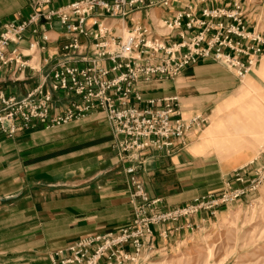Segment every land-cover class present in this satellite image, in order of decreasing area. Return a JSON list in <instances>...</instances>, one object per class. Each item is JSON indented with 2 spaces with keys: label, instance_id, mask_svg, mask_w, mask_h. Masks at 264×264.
Here are the masks:
<instances>
[{
  "label": "rangeland",
  "instance_id": "374dc122",
  "mask_svg": "<svg viewBox=\"0 0 264 264\" xmlns=\"http://www.w3.org/2000/svg\"><path fill=\"white\" fill-rule=\"evenodd\" d=\"M81 1L84 0H68L59 2L58 5L54 6L52 5L53 0L42 4L39 3V0H30L31 11L25 18L5 20L1 24L0 34L7 24H13L16 29L19 27L22 29L19 31L18 40L7 42L6 53L10 59L6 62L0 60V70L4 67L8 69L11 67V71L16 70L20 73L25 68H28L31 71V75L34 78L37 77V81L36 84L27 88L22 94L7 95L0 90V96H3L4 99L8 100L9 97L13 99L6 106L15 114L12 119L13 124H15V130L11 131V134L5 133L1 130L2 126L6 130V126L0 123V131L11 136L18 130L33 128L41 124V122L46 123L47 127H55L92 113L101 114V116L105 117L111 128V146L116 157L120 162H128L124 166L123 172L128 181L131 199L132 194L135 192L134 186L130 182L131 176L134 177L146 192L142 182L138 179L137 171L145 167L144 165L148 162L147 155L150 154L149 152L155 150L172 153L175 147L182 148L185 146V138L188 134L199 138V135L204 133L205 138L208 139L209 136L214 140L213 145H208L209 153L219 156L224 162L238 164L239 166L231 170L223 178V182L219 187L195 196L190 201L181 205L164 204L161 197H150L146 192V195L150 199H159L158 205L164 211L189 205L196 198L202 196H214L211 197L212 199L208 203L211 207L209 208L210 210H199L187 218H179L176 222H161L151 225L153 246L142 250L140 253L142 259L139 264H264V176L259 180L260 176L264 173V151L261 152L264 146V41L261 39L254 41V34L257 32L258 26L256 18L252 20L248 15L254 10L247 11L245 5L239 1H233L230 5L209 6L210 9L219 8L228 14L235 12L236 18H222L220 21L224 26L221 29L209 26L205 30L207 26H204L194 27L189 30L186 37H193L189 44L194 42L197 50L195 59L184 64L180 72L173 77V65L181 64L186 54L184 51H178L173 59V41H181V37L177 31L174 33L173 31L169 32L165 27H160L156 30L154 23L138 24L131 17L132 13L141 10L148 12L156 6L170 9L172 0H169L167 4L157 3L156 1L158 0H142V2L136 3V7L130 8L127 6L125 9L123 8L124 11L126 10L124 15L102 17L97 16L96 10L93 11L95 15H91L87 19L86 26L88 27V31L97 32V23L100 22L102 26L108 28V31L103 36H98L97 39L83 33L78 34L76 40H78V45H81L78 52V49L72 47L74 36L76 35L67 29L71 19L69 17L66 18L67 26H65L59 22L57 15L67 14L70 16L72 12L70 4ZM105 1H108L109 4L115 2V0ZM126 1L128 2L129 0ZM192 3L195 4L196 8L195 17L203 18L200 9L205 6L199 7L196 3ZM67 5L70 7L69 10L64 8ZM186 8L187 4H184L183 7L178 8L175 12ZM32 17H37L38 19L32 21ZM94 20L96 23H93ZM115 20L122 21L117 23L119 30H121L120 32L113 29L116 24L110 26L108 23V21ZM124 20L130 22L128 26L123 22ZM55 21L62 25L64 37V41L57 52L48 53L45 57H39L37 54H32L31 52L24 55L14 47H17L18 42L24 39L23 34L25 31H30V33L35 35V33L38 34L42 27H46L47 25L50 27ZM204 21L208 25L217 23L215 18H206ZM232 24L244 36L229 34L231 42L226 45H220L219 41L228 34V29ZM134 26H140L144 31L139 40L132 37L131 40L133 42L128 49L126 48L127 40L125 41L126 38L124 36L126 35L123 33V29L131 31ZM219 32L220 38L217 40L216 37ZM202 33H204V37L198 40V37ZM151 36L157 39L153 40V42H159L163 45L158 50L151 49L152 47L147 45V40L151 39ZM42 39L47 41L48 37L43 34ZM32 44L35 47L37 45L36 42ZM185 48L187 46L183 47L182 50H185ZM209 48H211L210 52H208ZM29 49H31L30 46ZM255 49L259 51L255 52ZM205 50L208 52L207 54H203ZM217 53L229 59H236V62L239 65L242 64L243 67L250 66L251 68L248 69L244 76H240L241 78L233 73L238 79V85H241V87L232 91V96L227 100V105L222 109L220 114L222 117L232 115L234 118L231 121V125L220 126L219 130L222 136L215 139L208 134L209 127L214 123V119L209 112L203 113L197 111L191 116L184 117L179 106V98L176 94L144 97L146 90L143 85L157 81H172L185 68L197 65L203 61L208 63L214 62L226 69H232L226 64L224 65L219 59L221 57L217 56ZM66 66L75 67L76 69L94 68L93 72L89 75L90 80H105L111 83V85L103 88L102 84L96 83L93 86L84 87L78 92L77 88L72 85L63 87L60 82H55L54 74ZM151 66H165L164 72L149 75L150 73H147L146 70ZM103 69L106 71H103ZM122 74H126V78L128 79L115 84L114 82ZM252 74L253 77L251 76ZM44 78L46 80L43 83ZM40 84L42 85L41 88L39 87ZM87 92L90 93L89 96H87ZM30 94L33 97L26 99ZM46 95H48V99L46 100L48 101V117L46 119L32 117L29 112L33 110L39 112L41 110V103L38 100H43V98H46ZM173 97H176L174 105ZM87 98L89 99L87 100ZM105 98L108 101H105ZM23 101H27L32 106L28 108V106L23 105ZM125 109H134L139 112L152 109L158 113L169 111L167 121L170 131H173V123L176 120L189 124V126L183 130L181 137L173 136V134H170L168 137L158 135L155 138L158 140L155 144H151L148 141L147 145L143 147H133L127 154L124 152L119 155L118 148L116 147L117 136L114 129L118 125L114 122H119V125L121 123L120 121H113V115L109 112H120ZM19 111L21 113L24 112L25 115L31 118L28 121H24ZM78 112L83 115H78ZM69 114L73 117L71 116L72 118H68L66 121L57 123L52 120L54 117ZM162 120V118L157 119V127L164 129L167 126L163 124ZM234 127H236L235 130ZM214 128L216 127L209 130L214 131ZM226 132H229V135H226ZM231 133L236 135H231ZM224 141H228V143L222 145L225 148L220 153L216 150L215 145H218V143L222 144ZM162 142H169L170 144L164 145ZM232 145H235V147H231ZM128 167H134V172L126 171ZM238 191H242V193L231 200L221 201L223 194L230 196L232 193ZM132 202L134 207L128 222L107 232H114L121 226L125 227L129 225L136 206L140 204L139 200L132 199ZM187 220L191 228L186 227ZM159 226H164V228L157 229ZM185 229L188 230L187 236L181 235L176 238L177 241L182 240L179 242V245H176L174 248H168L163 254L158 252L160 248L157 246L155 240L157 235L167 238L171 234V231L181 232ZM82 237L85 236L79 238ZM73 242L59 249H63ZM124 249L129 253V247H124ZM57 250L50 254L51 264H53L51 257ZM144 260L147 262H144Z\"/></svg>",
  "mask_w": 264,
  "mask_h": 264
},
{
  "label": "crops",
  "instance_id": "0c3cea01",
  "mask_svg": "<svg viewBox=\"0 0 264 264\" xmlns=\"http://www.w3.org/2000/svg\"><path fill=\"white\" fill-rule=\"evenodd\" d=\"M63 1L68 0H53L52 5ZM233 1L241 2L247 11L254 10L248 15L264 29V0H202L197 5H230ZM29 2L0 0V29L5 20L25 18L31 11ZM189 2L172 0L170 9L156 6L131 17L138 24H156ZM119 22L108 21L120 32ZM123 22L127 26L130 23ZM43 34L47 41L42 39ZM23 36L14 47L24 55L31 52L39 57L57 52L64 41L62 25L56 21L42 27L38 34L25 31ZM34 42L36 47L29 49ZM10 71L11 67L0 70V90L5 94H22L36 84L37 77L28 68L20 73ZM233 73L214 62H199L172 81L143 85L144 97L176 94L184 117L197 111L209 112L214 119L209 129L216 128L208 129V134L217 139L222 136L220 126L231 125L234 118L220 114L232 91L241 87ZM111 135L110 126L99 113L55 127L41 122L11 136L0 131V264H51L50 254L55 250L81 236L104 233L128 222L134 207L123 172L128 162L116 157ZM213 141L204 133L199 138L188 134L185 146L175 147L172 153L149 152L145 167L137 171L148 195L161 197L167 205H181L219 187L239 165L209 153L208 145ZM226 143L215 145L216 150L224 151L222 145ZM187 233L185 229L171 231L167 238L157 235L158 252L176 247L182 241L176 238Z\"/></svg>",
  "mask_w": 264,
  "mask_h": 264
},
{
  "label": "built area",
  "instance_id": "2783aa9c",
  "mask_svg": "<svg viewBox=\"0 0 264 264\" xmlns=\"http://www.w3.org/2000/svg\"><path fill=\"white\" fill-rule=\"evenodd\" d=\"M169 0H158L157 3L167 4ZM49 0H39V3H47ZM142 0H115L113 4H109L108 1L105 0H84L81 2H74L71 5L72 12L70 16L67 14H60L57 15L59 17V22L65 26H67L66 18H70L71 22L68 23L67 29L69 32H72L74 35V40L72 43V47L78 49L80 51L81 45H78V40L76 37L78 34H86L94 39H97L98 36H103L107 31L108 28L102 26L101 22L98 24L97 32L88 31L87 19L93 14V11H97V16H116V15H124L126 10L124 11L123 8L129 6L136 7V3H140ZM38 3V4H39ZM155 4V2H154ZM66 10H69L70 7L67 5L64 7ZM61 10V9H60ZM195 4L192 2L187 4V8L183 10H179L175 12V15L170 16L168 19H161L163 23L161 25H154L155 29L158 30L160 27H165L168 29L169 32H176L181 37L180 42L173 41V59L175 58L176 53L183 52L185 54V58L181 64L173 65V77L177 75L184 64L189 63L195 59V55L197 50L195 48L194 42L189 44V42L193 39L190 37H186V34L189 30L193 29L194 27H205V30L208 29L209 26H213L215 28L221 29L224 24L220 21L222 18H236L235 12L230 14L225 13L222 9H210L209 7H203L200 9V13L203 18H196L195 17ZM206 18H215L217 23L208 25L205 23L204 19ZM37 17H32V21H36ZM219 20V21H218ZM93 23H96L94 20ZM158 26V27H157ZM234 25L229 27L228 34L219 41L220 45H226L231 42L229 38V34H235L238 36H244L242 32H239L235 29ZM22 28L19 27L16 29L13 24H7L4 26L3 32L0 34V60L3 62L8 61V55L6 53V47L8 41H14L19 39V31ZM143 29L140 26H134L131 31H127L126 36H124L127 40L126 48H130L132 44V37L135 39L142 36ZM257 32L254 34V41L261 39L264 41V31L256 30ZM204 37V33H202L198 40H201ZM220 32L217 35L216 39L219 40ZM153 40H157L152 38L147 40V45L152 47L151 49L158 50L161 46V43L153 42ZM34 44H30V48H32ZM187 46L185 50H182L183 47ZM189 49V50H188ZM211 48L208 49L210 52ZM216 50V49H214ZM217 51H219L217 49ZM259 51L255 49V52ZM123 52V50H122ZM189 52V53H188ZM206 50L203 54L208 53ZM245 53V51H243ZM218 57L224 65L226 64L228 67L232 69L239 70L240 73L245 74L248 69L251 67H243L242 64H238L236 59H229L228 57H223L220 53H217ZM165 66H151L147 68L146 72L152 75L154 73H161L164 72ZM94 68H75V67H64L63 69L58 70L54 74L55 82H60L63 87L67 85H72L77 88V92L81 91L82 88L93 86L96 83L102 84V87L111 85V83L106 82L105 80H90L89 75L93 72ZM103 71H106L103 69ZM160 71V72H159ZM126 74H122V76L117 79L114 83H121L126 81ZM46 79H43V83ZM41 83V84H43ZM40 84V88L41 85ZM79 88V90H78ZM41 92V90H40ZM42 93V92H41ZM87 96L90 95L89 92L86 93ZM33 96L30 94L26 99H31ZM43 98V100H38L41 103L40 111H32L29 112L32 117H38L39 119H46L48 117V105L46 101L48 98ZM35 98V96H34ZM89 98H87L88 100ZM176 97H173V105ZM13 99L9 97L8 100L4 99L3 96H0V123L6 126V130L2 126V130L5 133L11 134V131L15 130V124H13L12 119L15 115L14 112H11L9 108L6 106L8 103H11ZM34 101V100H33ZM105 101H108L105 98ZM23 105L31 107L32 105L29 104L27 101H23ZM174 108V107H173ZM20 112V111H19ZM81 112V111H80ZM78 112V115H83ZM21 113V112H20ZM113 115V121H120L114 122L116 125L115 133H116V147L118 148V154L121 155L122 153H128L130 149L133 147L140 148L147 145L148 141L151 144H155L158 141L156 136H164L168 137L170 134L173 136H182L183 130L187 129L189 124H186L180 120H176L173 123V131H170L168 127L167 115L168 112L158 113L152 109L149 111L139 112L134 109H125L120 112H109ZM24 121H28L31 117L25 115L24 112L21 113ZM62 116V117H61ZM54 117L52 120L55 122L66 121L68 118H72L71 114L69 115H61ZM72 116V117H71ZM162 118L163 124H165L166 128L157 127V119ZM197 118V116H195ZM1 124V125H2ZM176 124V125H174ZM120 126V127H119ZM152 139V140H151ZM155 139V140H154ZM163 139V138H162ZM164 145H169V142H162ZM264 149L261 151L263 152ZM128 157V156H126ZM128 172H134V167H128L126 169ZM264 176V173L260 176L259 180H261ZM130 182L134 186V193L132 194L133 200H139L140 204L136 206L135 212L133 214L132 219L129 222L128 226L120 227L114 232H107L104 234H94L88 235L82 238H79L77 241L73 242L72 244L66 246L63 249H59L55 252V254L51 257L53 264H139L142 259V255L140 254L143 249L147 247L153 246L152 245V231L151 225L158 224L161 222H173L177 221L179 218H187L191 216V214L196 213L199 210H210V205H208L209 200L212 199L214 195L202 196L200 198H196L194 202L189 205L183 206L181 208H174L173 210L164 211L158 205L159 199H150L146 192L143 190L141 185L131 176ZM242 191L234 192L230 196L228 194H223L221 201L232 199L237 195L241 194ZM161 220V221H159ZM186 227L191 228L189 221L186 222ZM146 244V246H145ZM124 247H129L127 251ZM134 254V255H131Z\"/></svg>",
  "mask_w": 264,
  "mask_h": 264
},
{
  "label": "bare ground",
  "instance_id": "6f19581e",
  "mask_svg": "<svg viewBox=\"0 0 264 264\" xmlns=\"http://www.w3.org/2000/svg\"><path fill=\"white\" fill-rule=\"evenodd\" d=\"M190 2H193L192 0H189ZM199 1H202V0H194V3H196V4H198L199 3ZM189 2V3H190ZM206 7H209V6H206ZM175 15V12L173 13V16ZM163 23V20H158L157 22H156V25H161ZM158 27V26H157ZM125 29V28H124ZM123 29V33L126 35L127 34V30H124ZM256 30H259V31H264V29H259V28H257ZM230 70H232L239 78H241L240 76H244L245 74H242V73H240V75L238 74L239 73V70H236V69H230ZM262 123V122H261ZM231 147H235V145H232ZM263 149H264V146H263ZM262 149V150H263Z\"/></svg>",
  "mask_w": 264,
  "mask_h": 264
}]
</instances>
